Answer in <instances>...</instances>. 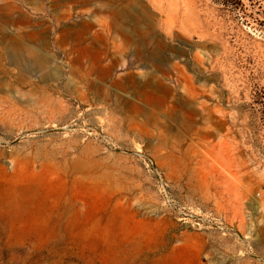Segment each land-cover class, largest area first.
<instances>
[{"label":"rangeland","instance_id":"rangeland-1","mask_svg":"<svg viewBox=\"0 0 264 264\" xmlns=\"http://www.w3.org/2000/svg\"><path fill=\"white\" fill-rule=\"evenodd\" d=\"M242 4L0 0V264H264Z\"/></svg>","mask_w":264,"mask_h":264},{"label":"trees","instance_id":"trees-1","mask_svg":"<svg viewBox=\"0 0 264 264\" xmlns=\"http://www.w3.org/2000/svg\"><path fill=\"white\" fill-rule=\"evenodd\" d=\"M212 2L223 6L234 13L243 9L242 0H211Z\"/></svg>","mask_w":264,"mask_h":264},{"label":"bare ground","instance_id":"bare-ground-1","mask_svg":"<svg viewBox=\"0 0 264 264\" xmlns=\"http://www.w3.org/2000/svg\"><path fill=\"white\" fill-rule=\"evenodd\" d=\"M35 63V62H34ZM39 63L41 64V60H39ZM42 65V64H41Z\"/></svg>","mask_w":264,"mask_h":264}]
</instances>
